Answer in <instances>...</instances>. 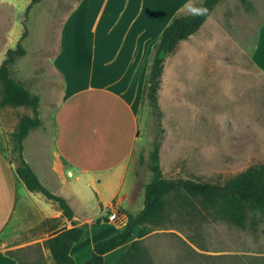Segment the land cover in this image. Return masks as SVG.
<instances>
[{"label": "rangeland", "instance_id": "rangeland-1", "mask_svg": "<svg viewBox=\"0 0 264 264\" xmlns=\"http://www.w3.org/2000/svg\"><path fill=\"white\" fill-rule=\"evenodd\" d=\"M30 1L0 0V62L7 48L19 41L25 52L9 64V74L40 99L38 108L44 125L30 129L28 137L43 140L44 150L38 151L46 159L54 137L50 115L62 95L87 77L90 43L84 40L86 29L81 44L75 39L76 32L68 35L72 25L74 30L77 27L72 15L66 18L70 0H39L26 12ZM201 1L192 0L174 15L186 14ZM262 24L264 0L217 3L201 28L165 57L158 89L159 117L144 94L158 40L145 51L135 81L122 86L138 119L136 144L127 161L134 201L124 202V206L130 212L141 208L138 192L152 175L147 160L158 122L163 127L159 162L166 177L222 183L264 161V73L252 61L257 29ZM24 28L27 32L21 38ZM61 39L62 52L57 55ZM56 58L71 67L80 58L79 66L73 67L80 78L69 80L65 65L64 74H57L53 69ZM23 114L33 115L31 107L0 106L7 142ZM185 200L169 196L161 224L149 226L142 236H138L140 228L135 227L133 237L107 252L104 264H116L133 239L139 240L137 264H264V221L249 217L240 227L195 198L192 202ZM84 201V208L75 203L77 217L91 216L92 221L72 246L77 264L90 256L94 242L120 229L117 223L121 216L114 217L107 209L100 212L93 189L85 191Z\"/></svg>", "mask_w": 264, "mask_h": 264}, {"label": "crops", "instance_id": "crops-1", "mask_svg": "<svg viewBox=\"0 0 264 264\" xmlns=\"http://www.w3.org/2000/svg\"><path fill=\"white\" fill-rule=\"evenodd\" d=\"M70 1L66 18L72 15L77 27L74 30L72 25L68 35L76 32L75 39L81 44L86 29L84 40L90 43L85 65L88 75L62 95L50 115L54 137L47 158L42 159L38 151L44 150L43 140L28 137L31 130L23 138L22 154L41 183L67 200L76 225L92 221L91 216L77 217L75 203L84 208L85 191L93 189L100 212L107 209L114 217L121 216L118 223L112 219L121 226L126 219L124 211L130 212L124 202L134 201L127 161L138 135L136 110L122 86L133 84L145 51L158 40L174 13L192 0ZM58 50L57 55L62 52V39ZM252 61L264 73V24L257 29ZM79 62L76 58L71 67L62 59L53 69L64 74L65 65V74L75 81L80 76L73 67ZM38 116L43 126L39 108ZM4 131L0 116V239L11 242L0 241V264H51L44 241L71 222L61 215L55 201L29 191L20 180ZM137 199L142 208L143 188ZM86 232L87 228L83 234Z\"/></svg>", "mask_w": 264, "mask_h": 264}, {"label": "trees", "instance_id": "trees-1", "mask_svg": "<svg viewBox=\"0 0 264 264\" xmlns=\"http://www.w3.org/2000/svg\"><path fill=\"white\" fill-rule=\"evenodd\" d=\"M37 1L39 0H31L25 11L27 12ZM220 1L202 0L194 8H206L207 12L204 15L193 16L190 11L186 14L174 15L162 29L154 47L144 85V94L158 117L160 116L158 89L165 57L174 50L179 41L188 38L201 26ZM26 32L27 29L24 28L20 37H24ZM24 52V47L18 41L15 47L7 48L5 57L0 62V106H30L33 112V115L20 116L15 128L8 134L11 158L16 162V174L26 188L29 191L40 192L55 201L61 210V215L71 222V226L62 227L44 241L50 251L51 264H76L70 248L81 237L87 228V223L75 224V220L72 219L73 209L67 200L62 195L51 192L41 183L22 154L23 138L30 129L41 124L38 116V95L32 94L21 82L9 74V64L16 56ZM162 132L163 127L158 122V132L148 154L147 167L152 175L143 186L142 208L136 212L124 211L126 219L120 229L94 242L90 256L80 264H104V254L133 237V229L136 225L140 226L138 236L144 235L149 226L160 225L167 204H170L169 196L171 195L175 199L184 201L188 199L189 202L195 198L205 207L214 209L232 224L240 227L245 226L249 217L264 221V161L248 166L222 183L183 176L166 177L162 173L159 162ZM103 219L107 220V217ZM139 251V240H131L116 264H137Z\"/></svg>", "mask_w": 264, "mask_h": 264}, {"label": "clouds", "instance_id": "clouds-1", "mask_svg": "<svg viewBox=\"0 0 264 264\" xmlns=\"http://www.w3.org/2000/svg\"><path fill=\"white\" fill-rule=\"evenodd\" d=\"M206 12V8H190V14L193 16L204 15Z\"/></svg>", "mask_w": 264, "mask_h": 264}]
</instances>
